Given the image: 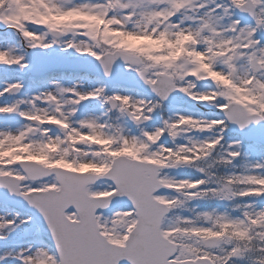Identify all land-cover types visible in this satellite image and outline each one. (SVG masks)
Instances as JSON below:
<instances>
[{
    "label": "snow or ice",
    "instance_id": "obj_1",
    "mask_svg": "<svg viewBox=\"0 0 264 264\" xmlns=\"http://www.w3.org/2000/svg\"><path fill=\"white\" fill-rule=\"evenodd\" d=\"M254 146L264 0H0V264H264Z\"/></svg>",
    "mask_w": 264,
    "mask_h": 264
},
{
    "label": "rangeland",
    "instance_id": "obj_2",
    "mask_svg": "<svg viewBox=\"0 0 264 264\" xmlns=\"http://www.w3.org/2000/svg\"><path fill=\"white\" fill-rule=\"evenodd\" d=\"M78 2H83V0H78ZM93 2H95V0H93ZM85 86L86 87H91L94 86V84H89L88 82H85ZM39 87H43V85H35L33 90H35V88H39ZM90 103V102H89ZM249 151V159L251 162H255L256 160L260 159L261 157H264V151L261 150V146H254L251 149H248Z\"/></svg>",
    "mask_w": 264,
    "mask_h": 264
}]
</instances>
